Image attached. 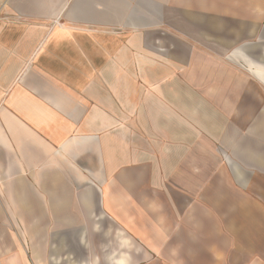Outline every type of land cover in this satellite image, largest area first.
<instances>
[{"label":"crops","instance_id":"1","mask_svg":"<svg viewBox=\"0 0 264 264\" xmlns=\"http://www.w3.org/2000/svg\"><path fill=\"white\" fill-rule=\"evenodd\" d=\"M250 173L264 0H0V264L215 255Z\"/></svg>","mask_w":264,"mask_h":264},{"label":"rangeland","instance_id":"2","mask_svg":"<svg viewBox=\"0 0 264 264\" xmlns=\"http://www.w3.org/2000/svg\"><path fill=\"white\" fill-rule=\"evenodd\" d=\"M250 176L253 179L255 178V176L253 177V174L251 173ZM257 179L258 181L256 178L254 181L261 183L259 196L258 194L253 195L252 192L250 193L249 191L243 189V191L251 197L250 201L247 199L250 205L249 212L251 213L246 215V217L248 216L250 219L247 218L245 220V223H250V226L246 224L247 229H249H244L243 219L241 221L236 220L235 224L232 226L229 221L226 220V222H223V218L220 217L219 222L215 225L219 227L218 231H220V235L216 238L206 239L209 243H211L214 239V247L217 251H219V253H216L215 255L212 253H195V255L189 256V259L185 255L180 254L179 257L174 258V264H183V259H185V264H264V179ZM236 192L239 193L238 191H235L234 195L237 194ZM187 199L192 200V195L188 194ZM238 201L239 200L229 201V208L234 209V215L237 213L236 210L238 207ZM227 202L228 200L220 201L219 203H222V206H219L218 203L217 208L219 215L223 217L224 214H226L224 212H226L225 209H227ZM226 217L224 219H226ZM229 223L231 226H229ZM247 233L251 234L245 235ZM178 245L180 246V238L178 239ZM210 246H212V243ZM195 248L197 252L198 248ZM200 249L201 252H204L205 250L208 251V248L202 247ZM159 264L167 263L163 260Z\"/></svg>","mask_w":264,"mask_h":264}]
</instances>
